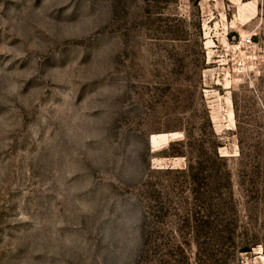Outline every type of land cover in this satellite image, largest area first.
Masks as SVG:
<instances>
[{
  "label": "rangeland",
  "instance_id": "obj_1",
  "mask_svg": "<svg viewBox=\"0 0 264 264\" xmlns=\"http://www.w3.org/2000/svg\"><path fill=\"white\" fill-rule=\"evenodd\" d=\"M0 264H264V0H0Z\"/></svg>",
  "mask_w": 264,
  "mask_h": 264
},
{
  "label": "trees",
  "instance_id": "obj_2",
  "mask_svg": "<svg viewBox=\"0 0 264 264\" xmlns=\"http://www.w3.org/2000/svg\"><path fill=\"white\" fill-rule=\"evenodd\" d=\"M204 127L207 129L206 134H204L205 136L208 137V139L210 140V143L208 142L207 144H212L214 150L212 151V159L214 161V165H217L218 168H222L225 170V168L227 167L226 164V160L221 157L220 153H219V147L220 144L218 142V136L214 131L213 128V124L211 122V119L208 117L205 120L204 123ZM186 142L184 144H178L179 146H184L186 147V145L191 146L192 145V136L186 131ZM246 142H241V157L243 158V160H245L246 162L250 161L252 159V156L250 155V150L246 147ZM177 145V144H176ZM173 144L170 145L171 149L173 148ZM247 149V150H246ZM187 155L184 152H175L174 154H171L167 157H186ZM184 174H187L189 176L190 173H192V166L189 165V168L187 170L183 171ZM217 179H219V181H225L228 185H230L229 183V174L227 172L223 173L220 172V176L217 175ZM195 185H196V179H193ZM221 183V182H220ZM210 211V210H209ZM196 239H197V244L199 243V239L202 238L203 236H205L206 234H210V237L212 240H223V231H213V230H206L203 228H197L196 230H194ZM226 233L229 236V240H231L233 247L236 249L237 253H243V254H250L252 252L253 246H249L245 241V238L247 236L246 233H242L240 232L238 229H229L226 231ZM207 236V235H206ZM243 245V246H240Z\"/></svg>",
  "mask_w": 264,
  "mask_h": 264
},
{
  "label": "built area",
  "instance_id": "obj_3",
  "mask_svg": "<svg viewBox=\"0 0 264 264\" xmlns=\"http://www.w3.org/2000/svg\"><path fill=\"white\" fill-rule=\"evenodd\" d=\"M251 43H252V39L251 38L246 40V44L250 45Z\"/></svg>",
  "mask_w": 264,
  "mask_h": 264
}]
</instances>
